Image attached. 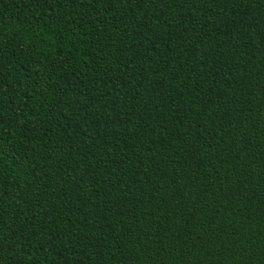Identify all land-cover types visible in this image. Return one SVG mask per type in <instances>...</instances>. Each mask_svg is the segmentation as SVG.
I'll return each mask as SVG.
<instances>
[{
	"label": "trees",
	"instance_id": "trees-1",
	"mask_svg": "<svg viewBox=\"0 0 264 264\" xmlns=\"http://www.w3.org/2000/svg\"><path fill=\"white\" fill-rule=\"evenodd\" d=\"M0 264H264V0H0Z\"/></svg>",
	"mask_w": 264,
	"mask_h": 264
}]
</instances>
